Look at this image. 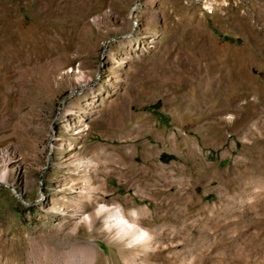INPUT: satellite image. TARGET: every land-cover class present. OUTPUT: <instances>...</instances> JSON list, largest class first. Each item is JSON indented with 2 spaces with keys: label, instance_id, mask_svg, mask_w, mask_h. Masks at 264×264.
Masks as SVG:
<instances>
[{
  "label": "rangeland",
  "instance_id": "obj_1",
  "mask_svg": "<svg viewBox=\"0 0 264 264\" xmlns=\"http://www.w3.org/2000/svg\"><path fill=\"white\" fill-rule=\"evenodd\" d=\"M81 245L264 264V0H0V264Z\"/></svg>",
  "mask_w": 264,
  "mask_h": 264
},
{
  "label": "bare ground",
  "instance_id": "obj_2",
  "mask_svg": "<svg viewBox=\"0 0 264 264\" xmlns=\"http://www.w3.org/2000/svg\"><path fill=\"white\" fill-rule=\"evenodd\" d=\"M140 11V7L137 5L135 6V8L132 9V11L130 12V15H132L133 19H134V23L136 22V13H138ZM137 23V22H136ZM251 32L254 34V35H259L260 31H258L257 29L255 28H251ZM129 37V36H128ZM126 37V38H128ZM201 41V40H200ZM192 46L190 48H188V50L185 52L180 49V54H183L186 53V56L187 57H190V59H193V55L195 51L199 50V51H205V48L203 47H199V42L197 41V39H195L194 43H190ZM204 45V44H203ZM198 46V47H197ZM206 46V44H205ZM211 47V46H210ZM211 50V49H210ZM196 53V52H195ZM199 53V52H198ZM201 53V52H200ZM185 55V54H184ZM207 57V56H206ZM207 59V58H206ZM186 63V62H185ZM208 65V64H206ZM209 67V66H208ZM207 67V68H208ZM206 68V69H207ZM208 70V69H207ZM211 71V70H210ZM76 84H77V87H75L76 89H79V90H82L84 88H87L89 87L88 85V82L85 78H79L77 81H76ZM193 90V89H192ZM191 91V88L188 87L187 88V92H190ZM193 92V91H192ZM186 94V93H185ZM108 217H111L113 218V221L115 222V225L120 228V230H122L123 232L125 233H132L134 234L135 233V228H133V224L129 223L128 221L124 220L122 218V216L118 213V212H115L114 214L108 216ZM93 219L90 217V220ZM138 235V233H137ZM140 236V235H139ZM75 251H77V254H79L82 259H83V263L84 264H94V261H95V252L93 250L92 247L88 246V245H81L80 247H76L75 248ZM82 264V263H81Z\"/></svg>",
  "mask_w": 264,
  "mask_h": 264
},
{
  "label": "trees",
  "instance_id": "obj_3",
  "mask_svg": "<svg viewBox=\"0 0 264 264\" xmlns=\"http://www.w3.org/2000/svg\"><path fill=\"white\" fill-rule=\"evenodd\" d=\"M171 158V156H167V157H165V159H163V161H167V160H169Z\"/></svg>",
  "mask_w": 264,
  "mask_h": 264
},
{
  "label": "water",
  "instance_id": "obj_4",
  "mask_svg": "<svg viewBox=\"0 0 264 264\" xmlns=\"http://www.w3.org/2000/svg\"><path fill=\"white\" fill-rule=\"evenodd\" d=\"M133 8H135V6ZM126 37H128V35L127 36H124V38H126ZM47 154H48V152H47Z\"/></svg>",
  "mask_w": 264,
  "mask_h": 264
}]
</instances>
